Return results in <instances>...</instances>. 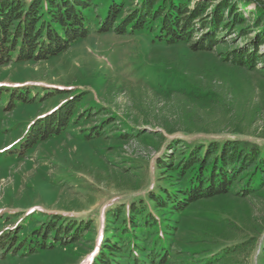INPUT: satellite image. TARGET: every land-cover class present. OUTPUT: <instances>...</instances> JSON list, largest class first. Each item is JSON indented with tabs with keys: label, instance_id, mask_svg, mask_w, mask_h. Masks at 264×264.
Listing matches in <instances>:
<instances>
[{
	"label": "rangeland",
	"instance_id": "374dc122",
	"mask_svg": "<svg viewBox=\"0 0 264 264\" xmlns=\"http://www.w3.org/2000/svg\"><path fill=\"white\" fill-rule=\"evenodd\" d=\"M248 1V11L264 4ZM89 26V37L58 57L0 65V89L26 87L35 95L33 104L13 109L0 97V239L8 234L28 242L55 215L62 225L85 229L75 243L63 239L28 254L30 242L14 254L0 252V264H93L110 233L126 222L130 204L146 203L163 185L158 160L178 159L187 145L227 140L264 147V45L253 69L222 59L247 46L259 29L247 27L245 36L238 29L221 32L218 47L195 52L184 44H152L149 34L99 35L98 23ZM78 93H85L78 125L20 153L35 120ZM92 129L100 137L86 140ZM234 187L195 202L172 222L164 263L145 257L153 246L159 250L161 234H141L140 264H264V189L242 197ZM148 211L162 222L168 218L154 204ZM123 248L115 259L134 264Z\"/></svg>",
	"mask_w": 264,
	"mask_h": 264
},
{
	"label": "trees",
	"instance_id": "16d2710c",
	"mask_svg": "<svg viewBox=\"0 0 264 264\" xmlns=\"http://www.w3.org/2000/svg\"><path fill=\"white\" fill-rule=\"evenodd\" d=\"M129 0H0V65L7 62L46 61L58 57L76 43L89 37L90 24L98 23L95 33L104 35L152 36V44L175 46L184 44L195 52L212 51L223 43L221 34L239 30L245 36L252 28L259 29L247 46L233 49L222 55L225 62L253 69L260 58L259 48L264 45V4L255 2L254 11H248V0H136L130 9ZM96 14L92 15V12ZM252 16H247L245 14ZM252 17V22L249 23ZM85 93L68 98L59 108L43 118L35 120L20 143L24 154L37 143L51 137L62 136L69 128L78 125L79 103ZM8 99L7 107L33 104L26 87L0 89V97ZM86 140L100 137L94 129L83 134ZM174 148V143H171ZM179 152L178 159L168 155L158 160V168L164 176L163 185L151 192L147 202L140 200L129 206L126 222L119 231L110 233L93 264H123V247L129 249L134 264H140V235L156 230L159 250L151 249L148 262L164 263L167 235H171L172 222L188 213L195 202L221 197L234 191L246 197L264 189V147L244 144L240 141L211 142L206 146L187 145ZM175 150V149H174ZM155 205L158 213L168 214L163 220L148 211ZM117 214H112L115 217ZM53 216L27 238L18 241L17 236L0 239V252L13 254L26 243L28 254L52 248L56 242L64 244L80 240L85 229L76 224H63ZM86 228V227H84ZM51 235V236H46ZM31 236H34L33 239ZM12 239H10V238ZM46 238L49 242H45ZM50 238V239H49ZM68 238V239H67ZM34 240V241H33ZM124 241L126 243H124ZM47 243V244H46ZM25 250V249H24ZM163 251V254L159 252ZM264 252V247H263Z\"/></svg>",
	"mask_w": 264,
	"mask_h": 264
}]
</instances>
